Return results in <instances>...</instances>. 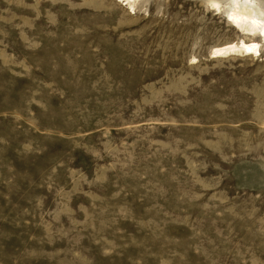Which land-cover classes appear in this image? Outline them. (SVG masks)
Masks as SVG:
<instances>
[{
    "label": "rangeland",
    "instance_id": "374dc122",
    "mask_svg": "<svg viewBox=\"0 0 264 264\" xmlns=\"http://www.w3.org/2000/svg\"><path fill=\"white\" fill-rule=\"evenodd\" d=\"M231 1L0 0V264H264V40Z\"/></svg>",
    "mask_w": 264,
    "mask_h": 264
},
{
    "label": "bare ground",
    "instance_id": "6f19581e",
    "mask_svg": "<svg viewBox=\"0 0 264 264\" xmlns=\"http://www.w3.org/2000/svg\"><path fill=\"white\" fill-rule=\"evenodd\" d=\"M118 1L128 5L129 7L132 3V0ZM227 19L239 31L242 30L251 34L257 33L264 40V15L262 11L256 7L253 0H232L230 3V11L227 13ZM237 53L251 56L259 55V43L254 41L246 42L241 39L238 42H231L229 44L213 48L210 52V56L211 58H224L228 55Z\"/></svg>",
    "mask_w": 264,
    "mask_h": 264
}]
</instances>
